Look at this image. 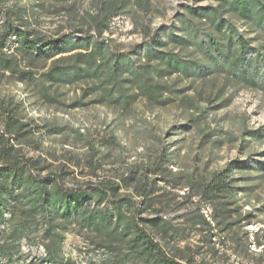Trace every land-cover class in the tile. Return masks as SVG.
Returning a JSON list of instances; mask_svg holds the SVG:
<instances>
[{"label":"rangeland","instance_id":"374dc122","mask_svg":"<svg viewBox=\"0 0 264 264\" xmlns=\"http://www.w3.org/2000/svg\"><path fill=\"white\" fill-rule=\"evenodd\" d=\"M208 3L0 0V169L38 178L0 174V264H55L53 249L62 264H159L122 235L132 216L183 264H264V90L198 70L200 52L167 39ZM20 32L52 44L29 53ZM155 34L177 68L148 57ZM34 189L89 194L35 211Z\"/></svg>","mask_w":264,"mask_h":264},{"label":"trees","instance_id":"16d2710c","mask_svg":"<svg viewBox=\"0 0 264 264\" xmlns=\"http://www.w3.org/2000/svg\"><path fill=\"white\" fill-rule=\"evenodd\" d=\"M209 1L210 3L206 5L186 6L185 11L177 19L179 26H173L167 31V39L181 46H193L198 50L208 63V66L198 67V70L200 68L221 73L250 87L264 90V0ZM239 22L246 28L244 31L240 30ZM5 24L4 34H7L8 27L11 25L8 22ZM248 34L253 35L249 36ZM19 35L17 46L23 47L29 53L45 50L52 44L43 43L40 45L36 40L30 39L28 33L20 32ZM150 40L151 46L147 51L148 57L159 58L166 61V64L174 66V69L177 68L178 63L176 60L168 57L166 52L159 51L166 45V42L158 34H155ZM64 44H67V42L65 41ZM96 47H101V44L97 43ZM46 75L58 81L71 79L70 74L58 78L50 72H47ZM252 133L260 135L258 132ZM1 173H5L9 178L12 177L13 181L19 186H30L26 182L27 178L30 179L31 177L32 181L38 179L30 173L26 177L24 169L14 167L12 169L10 167L0 169ZM5 188V184L1 185L0 223L4 222L3 208L8 198L4 195L6 193ZM41 191V189H34L33 196L29 199L32 209L35 211L43 210L47 206H51L55 212L61 210L74 211L77 206L70 198L68 199L69 194H73L74 197L72 198L76 201L89 194L87 191H76L74 193L68 191L42 193ZM96 191L103 192L101 188ZM42 194L45 197H42ZM96 200L101 201L102 197L99 195ZM118 219L121 223L122 217L120 214H118ZM87 220L94 224L95 229L105 231L107 235L113 234L112 227L109 229L111 223L105 217L90 215ZM124 221L126 223L127 219H124ZM121 225L122 235L125 237L128 236L129 231H134L135 237L132 238V242H142V253L148 257L149 261L159 264H183L166 253L162 246L142 226L138 217L132 216L129 225L123 223ZM23 234L21 231L17 239L22 238ZM51 252V258L55 264H62L55 256L57 254L56 250L53 249Z\"/></svg>","mask_w":264,"mask_h":264}]
</instances>
